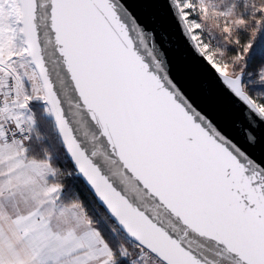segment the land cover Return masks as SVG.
Wrapping results in <instances>:
<instances>
[{
	"label": "snow or ice",
	"instance_id": "1",
	"mask_svg": "<svg viewBox=\"0 0 264 264\" xmlns=\"http://www.w3.org/2000/svg\"><path fill=\"white\" fill-rule=\"evenodd\" d=\"M0 264H264V0H0Z\"/></svg>",
	"mask_w": 264,
	"mask_h": 264
},
{
	"label": "water",
	"instance_id": "2",
	"mask_svg": "<svg viewBox=\"0 0 264 264\" xmlns=\"http://www.w3.org/2000/svg\"><path fill=\"white\" fill-rule=\"evenodd\" d=\"M168 30L170 40L174 38L176 41L181 42L183 44V37L180 35L179 28L174 24V22L169 23Z\"/></svg>",
	"mask_w": 264,
	"mask_h": 264
}]
</instances>
